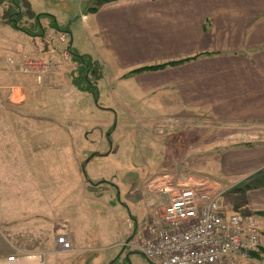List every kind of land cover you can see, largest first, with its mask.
I'll use <instances>...</instances> for the list:
<instances>
[{
	"label": "crops",
	"instance_id": "obj_1",
	"mask_svg": "<svg viewBox=\"0 0 264 264\" xmlns=\"http://www.w3.org/2000/svg\"><path fill=\"white\" fill-rule=\"evenodd\" d=\"M26 1L30 4V0ZM32 12L39 16L37 24L41 29L42 23H49L50 19L55 23L50 12L40 9ZM82 15L86 16L81 18V25L94 56L92 60L108 69L110 78L122 79L130 91L127 90V98L122 93L120 105H127L137 114L146 110L168 114L164 120L151 123L147 116H134L140 119L141 125L144 122L150 128L164 126L169 134L175 130L199 133L203 129L202 139L197 136L193 141V134L188 137L196 145L185 151L182 168L186 173L191 166L199 170L189 174L222 192L224 213H255L264 235V0H107L94 12H82ZM0 25L7 28L6 39L0 36V43L5 46L16 37L27 43V37H32L15 28L8 30L9 23L0 22ZM65 30L69 32L72 50L83 54L77 50L79 41L75 48L73 34ZM56 46L55 43L46 45L43 48L46 55L59 58ZM4 59L0 64V79L18 72L2 63ZM73 60L64 63L69 65ZM174 61L175 64L157 69L130 73L142 66ZM23 76L31 78L36 85L31 75ZM7 82L1 85L0 80V89H9L10 94L18 91L20 96L15 102L25 98L20 87H11L12 80ZM43 84L36 86L40 88ZM63 87L66 91L63 98L69 96V104L71 97L82 93L69 82L55 87L59 97ZM46 90L49 94L54 92L51 85ZM137 103L145 107L136 108ZM192 159L197 160L194 165ZM154 176L141 181L135 193L143 199L147 214L161 209L165 199L147 184ZM36 189L34 184L17 181L10 185L8 193L6 187H0V263L6 256L21 251H44L45 264H66L48 263L47 257L56 254L68 259L82 250L75 246L77 240L70 238L67 220L40 222ZM233 195H239L238 203L233 202ZM133 207V214L123 216L126 229L121 230L112 245L123 247L122 242L138 232L145 222L144 213L139 207ZM139 213L142 221L136 218ZM60 226L67 229L70 251L53 249L54 231ZM110 260L112 255L105 264Z\"/></svg>",
	"mask_w": 264,
	"mask_h": 264
},
{
	"label": "rangeland",
	"instance_id": "obj_2",
	"mask_svg": "<svg viewBox=\"0 0 264 264\" xmlns=\"http://www.w3.org/2000/svg\"><path fill=\"white\" fill-rule=\"evenodd\" d=\"M90 1L30 0L28 8L19 3L21 9L18 12L21 10L23 16H17L18 25L29 31L35 30L36 35L42 33L40 31L45 32L39 37H27L29 44L25 39L17 37L10 38L13 41L8 46L0 43V64L5 56L2 63L14 70L17 69L9 65L13 63L8 58L18 61L24 56L39 55L42 59L60 60L46 55L43 49L49 43H55L57 51L61 48V44L54 38L53 29L57 25L73 34L74 47L78 48L79 41L80 48L77 50L92 62L88 80L93 87L89 89L90 93L82 90V93L71 97V104L68 102L69 96L63 98L65 87L59 97L55 87L72 82L69 74L75 76L74 71L78 65L74 60L69 65L59 63L61 66L42 78L40 84H44L40 88L36 80L38 86L31 78L23 76L28 74L17 72L19 74H8L0 79L1 85H7V81L12 80L11 87H20L25 97L19 102H13L10 90L0 89V187H6L8 193L10 185L15 181L24 182L25 185L34 184L38 188L34 195L40 201V222L50 224L55 220L68 221L70 238H75V246L82 250L68 259L64 255L49 254L48 263L105 264L107 257L112 255V260L107 264H152L133 249L112 244L118 240L121 230L126 229L123 216H129V212L133 214V205L144 213L143 219L146 221L149 212L147 214L143 199L135 195L144 180L166 172H178L192 177V170L199 171L192 168L190 160L188 171L192 174L186 173L182 166L186 152L196 145L188 141V137L193 134V141L197 136L202 139L203 129L199 133L195 130L190 133L189 130H175L177 133L169 134L164 126L150 128L144 122L141 125L140 119L134 116H147L151 118L148 121L151 123L164 120L168 114L157 110L137 114L136 110H130L127 105H120L122 93L127 98L129 89L122 79L110 78L108 69L92 60L94 56L89 51L81 25L82 12H87ZM13 9L8 1L0 0V22L8 24L4 15L7 12L13 13ZM35 9L50 12L57 24H52L50 19L49 23H42L43 30L37 24L39 19L28 21L26 14ZM6 26L8 30H14L12 25ZM6 31L7 28L0 25V36L3 35L4 39L7 37ZM21 34L20 37L23 36ZM31 47L39 50H32ZM72 59L70 50V56L65 62ZM80 70L77 69L76 74ZM72 84L75 86L76 83ZM50 85L54 89L52 94L46 90ZM82 87L86 85L82 84ZM14 93L19 95L18 91ZM134 106L140 109L145 107L138 103ZM92 154L94 156L81 168V164ZM196 161L192 159V165ZM215 188L206 182L202 186V189L209 192ZM239 195H233V202H239ZM149 199L147 197L146 201ZM141 217L140 213L136 215L138 221L143 220ZM260 238L264 242L261 232ZM239 264H264V257L257 259L249 256Z\"/></svg>",
	"mask_w": 264,
	"mask_h": 264
},
{
	"label": "built area",
	"instance_id": "obj_3",
	"mask_svg": "<svg viewBox=\"0 0 264 264\" xmlns=\"http://www.w3.org/2000/svg\"><path fill=\"white\" fill-rule=\"evenodd\" d=\"M54 32V38L61 44L60 60L32 55L18 61L8 58L13 63L8 64L22 74L34 76L40 84L46 74L70 56L69 34ZM19 95L11 93L10 99L17 101ZM147 184L165 197L162 207L153 209L139 231L128 236L122 246L135 250L152 264H239L260 246L257 216L241 211L224 213L222 192L202 189V181L178 172H166ZM53 249L56 252L72 249L67 229L60 226L54 231ZM45 263L46 252L21 251L6 256L0 264Z\"/></svg>",
	"mask_w": 264,
	"mask_h": 264
},
{
	"label": "trees",
	"instance_id": "obj_4",
	"mask_svg": "<svg viewBox=\"0 0 264 264\" xmlns=\"http://www.w3.org/2000/svg\"><path fill=\"white\" fill-rule=\"evenodd\" d=\"M1 1H5V0H1ZM6 1H8L9 3H10V5L11 6H13L14 7V12L13 13H9V12H7L5 15H4V18H5V20L10 24V25H12L15 29H17V30H21V31H23V32H25L26 34H28L29 36H38V35H41V33L40 34H34V32H35V30H33V31H29L27 28H25V27H22V26H19L18 24V19H17V16H23V12H21V10H20V12H18V9L21 7L20 5H19V3H22L26 8H28L29 7V5H28V3H27V1L26 0H6ZM105 1H107V0H91L90 1V4L88 5V7H87V12H94L96 9H97V7L101 4V3H103V2H105ZM92 3H94V5H92ZM91 5V6H90ZM16 7V8H15ZM21 9V8H20ZM27 10V9H26ZM27 16H28V18H29V20L28 21H31V19H34V22L35 21H37V19H39V16H37V15H35L32 11L31 12H29L28 14H26ZM14 16H16V17H14ZM38 17V18H37ZM14 22H16V24L14 23ZM56 27H58V26H56ZM54 28L53 30H56V29H58V30H62V29H60V28ZM64 30V29H63ZM40 32H42V31H40ZM34 34V35H33ZM70 47H71V44H70ZM70 50H71V53H72V56H73V58H74V61H76L77 63H78V65H77V68H76V70L78 69H81L80 71H78V74H76L77 72H76V70L74 71V73H75V76L72 74V75H70V76H72V82H70L71 84L72 83H76L75 84V86H78V87H75L73 84V86L75 87V89L76 88H79L80 90L79 91H82V90H88L89 92H90V88H92L93 86H92V84H90V81L88 80V71L90 72V70H91V68H92V62L91 61H89L86 57H85V55H83V54H79V53H77V52H75V50H72V48H70ZM188 59V58H187ZM176 62L174 61V62H168V63H162V64H155V65H149V66H142V67H139V68H137V69H135V70H132L130 73H132V72H137V71H140V70H144V69H157V68H160V67H163V66H165V65H167V64H175ZM77 82H78V84H77ZM82 84H85L86 85V87L85 88H83L82 87ZM88 88V89H87ZM77 91H78V89H77ZM0 116H1V112H0ZM1 118V117H0ZM255 214V213H254ZM251 256L252 257H256L257 259H261V257H264V245L261 243L260 244V246H258L257 248H256V250H254L253 252H252V254H251Z\"/></svg>",
	"mask_w": 264,
	"mask_h": 264
},
{
	"label": "water",
	"instance_id": "obj_5",
	"mask_svg": "<svg viewBox=\"0 0 264 264\" xmlns=\"http://www.w3.org/2000/svg\"><path fill=\"white\" fill-rule=\"evenodd\" d=\"M107 154V153H106ZM94 156V154H92L89 158H87V160H85L82 164V167H84V165Z\"/></svg>",
	"mask_w": 264,
	"mask_h": 264
},
{
	"label": "bare ground",
	"instance_id": "obj_6",
	"mask_svg": "<svg viewBox=\"0 0 264 264\" xmlns=\"http://www.w3.org/2000/svg\"><path fill=\"white\" fill-rule=\"evenodd\" d=\"M15 95H17V93H15Z\"/></svg>",
	"mask_w": 264,
	"mask_h": 264
}]
</instances>
